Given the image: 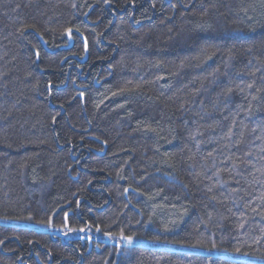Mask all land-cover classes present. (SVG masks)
Returning <instances> with one entry per match:
<instances>
[{"label": "trees", "instance_id": "trees-1", "mask_svg": "<svg viewBox=\"0 0 264 264\" xmlns=\"http://www.w3.org/2000/svg\"><path fill=\"white\" fill-rule=\"evenodd\" d=\"M0 219V264H264V0H0Z\"/></svg>", "mask_w": 264, "mask_h": 264}, {"label": "rangeland", "instance_id": "rangeland-1", "mask_svg": "<svg viewBox=\"0 0 264 264\" xmlns=\"http://www.w3.org/2000/svg\"><path fill=\"white\" fill-rule=\"evenodd\" d=\"M13 223H17V222H12L10 220H4V219H0V225H10V224H13ZM41 230H44V228L42 227H39ZM95 239H98V235L95 234ZM112 242L114 245L118 246L119 248H121L122 246H127V245H131L133 244V242L131 243H128L127 241L121 239V238H112ZM150 245V244H149ZM155 248H162V247H165L163 245H160V244H154ZM152 246V245H151ZM183 250L185 249L186 251H194V249H191V248H182Z\"/></svg>", "mask_w": 264, "mask_h": 264}, {"label": "snow or ice", "instance_id": "snow-or-ice-1", "mask_svg": "<svg viewBox=\"0 0 264 264\" xmlns=\"http://www.w3.org/2000/svg\"><path fill=\"white\" fill-rule=\"evenodd\" d=\"M123 240H125V241H127L128 243H131L132 242V237H130V236H122L121 237Z\"/></svg>", "mask_w": 264, "mask_h": 264}, {"label": "water", "instance_id": "water-1", "mask_svg": "<svg viewBox=\"0 0 264 264\" xmlns=\"http://www.w3.org/2000/svg\"><path fill=\"white\" fill-rule=\"evenodd\" d=\"M81 100L84 102V98L83 97H81Z\"/></svg>", "mask_w": 264, "mask_h": 264}]
</instances>
